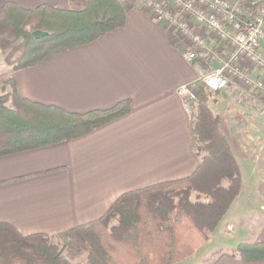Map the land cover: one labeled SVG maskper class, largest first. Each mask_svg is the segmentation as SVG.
<instances>
[{
  "label": "crops",
  "instance_id": "obj_1",
  "mask_svg": "<svg viewBox=\"0 0 264 264\" xmlns=\"http://www.w3.org/2000/svg\"><path fill=\"white\" fill-rule=\"evenodd\" d=\"M77 1L0 0V11L6 2L24 9H70ZM132 3L126 24L95 42L0 72V96L3 83L13 78L22 97L68 112L132 104L129 114L77 139L0 156V224L25 236H55L101 218L124 193L188 177L199 167L193 102L185 104L176 91L196 82L210 65L205 59L188 62L184 47L152 17L144 0ZM211 94V110L239 161L243 184L253 186L264 174V141L259 143L264 132L253 130V103L264 101L255 93L253 102V88L240 80ZM244 189L240 203L222 218L235 231L233 251L214 264H264L231 256L242 243L264 242V224L253 221V192Z\"/></svg>",
  "mask_w": 264,
  "mask_h": 264
},
{
  "label": "trees",
  "instance_id": "obj_2",
  "mask_svg": "<svg viewBox=\"0 0 264 264\" xmlns=\"http://www.w3.org/2000/svg\"><path fill=\"white\" fill-rule=\"evenodd\" d=\"M80 4L70 9H24L6 2L0 11V33L24 39L22 56L12 69L32 67L95 42L123 27L134 7L131 0ZM35 31L47 35L35 38ZM2 92L0 156L77 139L129 114L132 105L127 100L105 110L68 112L22 97L13 78L3 83ZM211 93L201 88L192 105L200 156L192 175L124 193L101 218L55 236H25L1 223L0 264H174L188 258L217 227L242 187V169L220 130L219 116L211 110ZM193 191L211 201L192 203ZM114 218L118 224L110 226ZM55 238L63 243L55 244ZM231 256L246 263L264 261V242L242 243Z\"/></svg>",
  "mask_w": 264,
  "mask_h": 264
},
{
  "label": "built area",
  "instance_id": "obj_3",
  "mask_svg": "<svg viewBox=\"0 0 264 264\" xmlns=\"http://www.w3.org/2000/svg\"><path fill=\"white\" fill-rule=\"evenodd\" d=\"M257 1L144 0L152 17L184 47L188 62H212L196 82L177 89L185 104L194 102L201 88L221 92L235 80L264 101V2L253 7ZM244 64L259 74H250Z\"/></svg>",
  "mask_w": 264,
  "mask_h": 264
},
{
  "label": "rangeland",
  "instance_id": "obj_4",
  "mask_svg": "<svg viewBox=\"0 0 264 264\" xmlns=\"http://www.w3.org/2000/svg\"><path fill=\"white\" fill-rule=\"evenodd\" d=\"M78 0L75 4V7H81L83 4H80ZM134 2V0H132ZM24 44V39L13 35L10 32L0 33V72L1 75H6L9 68H13L14 65L19 61L22 56V48ZM212 62H208L211 64ZM212 67V65H211ZM10 90V88H7ZM256 90L253 89V102L256 99ZM3 94V92H2ZM213 97V94H210ZM264 104L261 106L253 103V130L258 132H264L261 124H264ZM260 123V125H259ZM263 139H259V143L262 144ZM264 172V169L260 168V171ZM261 179H253V186L248 185L244 186L242 180L241 191L245 187V194H249L253 192V221H258V225L264 224V174H262ZM253 189V190H252ZM234 200L230 208L233 204L240 203L238 202V197ZM178 199V198H176ZM189 200L192 203H200L207 204L211 200L207 198L203 193L193 191L190 195ZM229 208V209H230ZM229 211V210H228ZM227 211V212H228ZM227 214V213H226ZM225 214V215H226ZM224 215V216H225ZM223 216V217H224ZM256 217V218H255ZM222 220V219H221ZM219 222L217 227L210 233H208V237L206 241L198 244L194 251L190 254V256L182 261H179L174 264H214L216 259L225 252H232L233 249L230 247L231 242L235 239L234 233L232 229L228 228V220H222ZM118 224V218L112 219L110 226H115ZM55 244H62L63 241L59 238L54 239ZM193 243V242H192ZM232 245V244H231ZM223 254V255H224Z\"/></svg>",
  "mask_w": 264,
  "mask_h": 264
},
{
  "label": "water",
  "instance_id": "obj_5",
  "mask_svg": "<svg viewBox=\"0 0 264 264\" xmlns=\"http://www.w3.org/2000/svg\"><path fill=\"white\" fill-rule=\"evenodd\" d=\"M33 35H34L35 38H39V37H42V36H44V35H47V33L42 32V31H35V32L33 33Z\"/></svg>",
  "mask_w": 264,
  "mask_h": 264
}]
</instances>
